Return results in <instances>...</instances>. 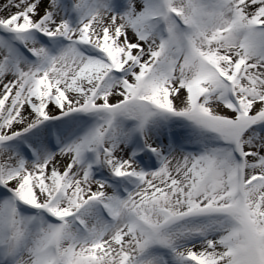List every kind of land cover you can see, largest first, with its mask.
Here are the masks:
<instances>
[{
	"label": "bare ground",
	"instance_id": "bare-ground-1",
	"mask_svg": "<svg viewBox=\"0 0 264 264\" xmlns=\"http://www.w3.org/2000/svg\"><path fill=\"white\" fill-rule=\"evenodd\" d=\"M27 1L24 23L30 26L23 28L35 24L47 32V26L58 23L64 34L79 43L76 48L56 45L52 50L27 35L28 48L40 58L39 69L30 73L33 79L0 63V138L15 139L0 149V184H7L9 190H5L10 192L9 196L0 191L9 198L0 201V257L6 264L33 260L35 264H173L176 260L229 264L243 248L237 234L240 224L220 215L218 209L197 211L209 207L212 195L190 199L193 189L187 178L203 172L207 157L195 155L191 162L179 145L202 144L213 162L219 153L226 157L229 148L221 145V136L214 130L192 122L186 128L189 131L183 130L174 115L201 113L224 119L238 117L240 110L255 124L264 119V0H123L126 5L121 11L120 0L114 8L108 0H69L73 7L69 1L66 5L57 0ZM148 15L159 17L155 27L147 23ZM177 21H184L186 29H178ZM253 25L258 28L252 29ZM141 26L146 34L140 33ZM157 27L172 34L164 45L157 41V30L153 32ZM81 45L84 52L79 53ZM100 47L106 49L108 63L85 55ZM20 64L23 72L35 65ZM115 70L122 72L121 78L113 77ZM220 78L224 83L219 86ZM148 105L155 106V113L145 109ZM81 112L91 120L68 117ZM93 113L102 116L101 125H91L99 116ZM46 119H52L53 133L42 125ZM252 126L244 130L239 145L251 149L255 143L263 153L264 126L259 132ZM136 129L149 138L145 145L138 143ZM76 148L86 153L94 150L90 158L96 156L100 164L94 175L101 172L112 183H98L83 172L82 165L89 161ZM244 151L241 148L243 156ZM140 152L153 159L157 169L148 175L127 174L130 168L134 172L149 166L146 158L143 163L135 161ZM32 153L39 163L28 158ZM251 155L237 165L242 166V176L258 165L251 173L257 177L248 183L236 177L233 181L235 187L242 183L250 220L263 230L264 160H252ZM230 162L236 165L233 159ZM185 203L189 207L181 206ZM31 206L63 221L61 226H43L48 240L42 246L37 245L40 233L36 230L41 221L26 213ZM20 207L24 212L20 213ZM130 214L142 218L140 224L131 222ZM185 215L199 218L183 222L190 224L184 230L177 222ZM215 217L218 222L211 220ZM75 221L83 223L88 235L76 231ZM208 221L216 224L213 229L204 223ZM3 226L12 233L6 235ZM145 228L155 232L152 240L162 238L165 247L174 249L173 254L159 259L157 249L148 244ZM178 231L188 234L178 236Z\"/></svg>",
	"mask_w": 264,
	"mask_h": 264
},
{
	"label": "rangeland",
	"instance_id": "rangeland-1",
	"mask_svg": "<svg viewBox=\"0 0 264 264\" xmlns=\"http://www.w3.org/2000/svg\"><path fill=\"white\" fill-rule=\"evenodd\" d=\"M51 1L54 2L55 0H51ZM25 2H29V1H27V0H0V9H3V10L6 9L7 10V12H4V13H2V11L0 12V28L4 31L8 32V33L9 32L10 33L15 32L18 35H20V33L22 31L27 30L28 32L25 34V37H26V35H30V37L33 38V37H35V34H32L34 32L31 33V29H32V27L37 26V25L30 23L31 27L23 28L25 26H27V27L30 26L29 24L24 23L27 21L26 19H27V14H28V13H25V11L27 10V7H26L27 3H25ZM31 4H33V2ZM27 6H29V5L27 4ZM84 8L85 7L81 6L80 12H83ZM23 13H25L24 17L22 16ZM247 25L249 26L248 23H247ZM59 26L60 25L58 23H52L51 25L46 27L47 32H45V33H47V34H52L49 32H54L53 34L60 33V32H62L64 27L59 28ZM28 29H30V30H28ZM33 29H35V28H33ZM37 30H39V29H37ZM157 41H158V38H157ZM102 48L100 47L99 50L102 51L103 55H105L106 49L105 48L102 49ZM4 49H6V45L0 41V63L8 64L9 66H11L13 68V71L15 73L23 74V75H25L26 78H29L30 73L32 72L33 69H35L34 68L35 66H31L29 70L23 72L22 70H24V67L20 64L21 62L18 59V56L17 55L13 56L14 55L13 53L5 55ZM96 52H99V51H96ZM115 74H116V76H113L114 78H121V76H122V72L119 70H115ZM216 83H217V85L220 86L224 82L220 78L219 80H217ZM53 104H57V103L54 102ZM31 106L34 107V105L30 104V107ZM55 106H57V105H55ZM145 109L147 110L146 107H145ZM94 114H99V113H94ZM234 115L232 118L226 117L223 119V118H218L215 116H209V115H205V114H201V113H195L192 116L187 115V117L194 120V122L197 125H199L203 128H208V129L214 130V132L216 134L222 135L224 139L226 138L229 141L236 143V149L238 151L241 152V148L242 149L244 148V150H245L244 151V155H245L244 158H246L247 156H250V153H252V155H253V156L251 155V158H253L252 160H256V161H258L257 159H259V160L263 159L264 160V152L263 153L260 152L259 148H257L259 146L255 147V145H256L255 143L251 149H248V147L239 145V144L242 145L241 137L243 135L244 130L247 127H250L251 123H253L252 128H253V130L255 129L254 132L255 131L259 132L261 130V128L264 126V119L259 121L260 124L258 121H257L258 123L256 122V124H254V122H255L254 119H251V118L246 117L244 115H242V116L238 115V117H234ZM180 116L182 118L185 117L183 115H180ZM99 117H102V116L99 114ZM100 120H103V118ZM0 131H1V129H0ZM262 136H264V133L262 134ZM12 138H14V137L9 136L7 138H4V137L0 138V149H2L5 146V145H3L4 142L11 144L13 142ZM15 145H16V142H15ZM214 155H215V153H214ZM225 156L226 157L215 156V157H217L215 159H218V161L213 162L212 160L214 159V157H212L211 155H206L207 159L205 160V166H202L204 169L203 172H198L197 175H193L192 178H187V182H189V179H191L190 183L192 184V189H193V190H191V193H190L192 196V197H190V199H192V198L197 199L201 195L209 196L208 193H210V195H212V197H211V200L208 202V205H207L209 207H206L204 210L200 209L197 211L199 213H202L204 211L203 213H205L206 211L212 212V211H214L213 209H218V213L220 215H223L226 218H230V219L234 220L235 224L236 223L240 224L237 234H238V236H240L243 239V248H242L240 253H237L234 255V258L229 262V264H264V229L262 230L259 226H255L254 225L255 221L251 222L249 214H248L249 213V202L247 201V199H244V195H243L244 191L242 192V190H241L239 192L238 190H236L235 183H234L235 181H233L235 179V176H232L233 178L232 177L230 178V176H231L230 174L235 170L234 169L235 166H233V164H231V162H230L231 159H230L229 151H227V153H225ZM102 158L105 160L107 158V154ZM87 166H88L87 163L82 165L83 172H85V173H87V171H86ZM145 168H146L145 170L136 169L134 171L135 173L130 171V169H131L130 168L129 170H127L126 173L129 174L128 172H130V174L132 176L135 175L136 173L137 174L143 173L144 175H148L152 170L146 171V170H149V166L145 167ZM257 169H259L258 165L252 167L251 171H248V173H247L248 175H246V173H243V176L240 175L239 177H242L244 183L251 182V180H253L254 178L257 177L256 175L251 174V173H254L255 170H257ZM226 172H227V174H226ZM97 177L99 178L98 180H100L101 176L98 175ZM3 186L9 190V188H8L9 186L7 184L3 185ZM241 189H243L242 183H241ZM178 191H181V190L179 189ZM230 191H232L233 196L227 197V194ZM181 195H182V193H181ZM206 196H205V198H206ZM65 197H67V195ZM213 200L215 201L214 203H212ZM220 202H222L221 205H220ZM186 204L187 203H185L184 205H181V206L187 208L188 205H186ZM212 204H213V206L211 208ZM206 215L209 216V214H206ZM186 216H188V215H185L184 217H182L179 220L180 222H177V223H180L178 228H180V229L184 228V230H185V228L190 227V224H187V223L182 224L183 219ZM130 220L132 222L131 218H130ZM211 220L217 221L216 217L214 219H211ZM212 221L205 222V224H206V226L211 227L213 229L216 224H213L214 222H212ZM71 223L72 222H70V224ZM193 225H195V224H193ZM75 229H76V231L78 230L77 226L75 227ZM36 230L39 231V233H40L39 239H38L39 241H38L37 245L40 246L41 243H42L41 246L43 244L45 245V241L48 240V237L46 236V233H45V229L43 227L42 228L37 227ZM183 231L182 232L178 231L177 232V233H179L178 236L188 234V232L184 233ZM186 231H188V229H186ZM199 232L201 234L205 233L204 231H201V230ZM216 234H219V230L216 232ZM72 239H74V238H72ZM156 239L159 240L160 244L164 245V243H166L165 241L162 240V238H159L157 236H156ZM206 243H207V241H206ZM148 244L150 245L149 241H148ZM176 244H178V243L176 242ZM37 245L33 248L38 247ZM169 245L171 246V243ZM214 248H215V246H214ZM157 257H158V255H157ZM18 264H20V263H18ZM31 264H35V261L33 260V262ZM124 264H126V261H124Z\"/></svg>",
	"mask_w": 264,
	"mask_h": 264
}]
</instances>
